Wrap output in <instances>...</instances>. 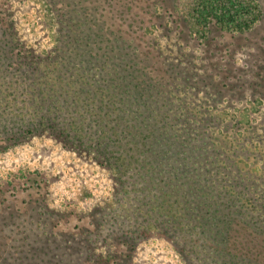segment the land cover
<instances>
[{"label": "trees", "instance_id": "obj_1", "mask_svg": "<svg viewBox=\"0 0 264 264\" xmlns=\"http://www.w3.org/2000/svg\"><path fill=\"white\" fill-rule=\"evenodd\" d=\"M182 3L57 0L38 51L0 0V150L47 133L113 182L105 206L0 236V264H132L153 237L183 264H264L262 2ZM232 41L248 46L239 65Z\"/></svg>", "mask_w": 264, "mask_h": 264}, {"label": "rangeland", "instance_id": "obj_2", "mask_svg": "<svg viewBox=\"0 0 264 264\" xmlns=\"http://www.w3.org/2000/svg\"><path fill=\"white\" fill-rule=\"evenodd\" d=\"M186 1L183 0L180 7L183 12ZM261 2L264 9V0ZM9 4L18 39L26 43L28 48L38 51H45L54 45L56 30L49 19L57 0H9ZM106 18L110 20V17ZM157 38L164 40L159 34ZM239 45L232 41L230 46L238 65L245 59L248 50L247 45ZM211 50L216 51L214 45ZM150 59L147 57L146 62H156ZM195 61L199 62L197 59ZM247 100L235 101V107L251 109L250 118L260 120L261 112L254 110L258 108V101L252 100V104ZM85 147L88 148V145ZM112 189L110 173L95 161L92 153L68 149L47 133L21 137L0 150V236L19 237L25 232L35 238L43 229L41 224L45 229L49 228L51 210L79 217L96 207L105 206ZM43 202L45 207L36 211L34 206L39 203L42 205ZM47 207L49 211L43 214L42 211ZM27 224L29 227L25 226ZM132 264L183 262L167 240L153 237L139 245Z\"/></svg>", "mask_w": 264, "mask_h": 264}]
</instances>
